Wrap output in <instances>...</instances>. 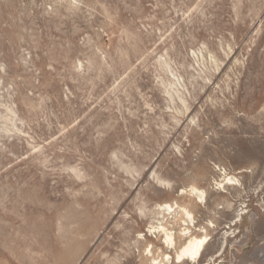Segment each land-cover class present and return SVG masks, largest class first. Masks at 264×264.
Masks as SVG:
<instances>
[{"label": "rangeland", "instance_id": "374dc122", "mask_svg": "<svg viewBox=\"0 0 264 264\" xmlns=\"http://www.w3.org/2000/svg\"><path fill=\"white\" fill-rule=\"evenodd\" d=\"M152 259L264 264V0H0V264Z\"/></svg>", "mask_w": 264, "mask_h": 264}, {"label": "bare ground", "instance_id": "6f19581e", "mask_svg": "<svg viewBox=\"0 0 264 264\" xmlns=\"http://www.w3.org/2000/svg\"><path fill=\"white\" fill-rule=\"evenodd\" d=\"M189 191H191V193L193 195H195L196 197H198L200 201L204 197V192L201 191V190H198V189H196L194 187H192L191 190H189ZM202 202H203V200H202ZM173 208L174 207H172V206H170V205L167 204L164 207H161L160 206L159 209H160L161 212H167V211L173 210ZM176 208L177 209H181L180 212H182V213H180V214H183L185 217H187V219L189 220V222H191V225H192V221L194 219L193 218V214L186 207H184V206L183 207L182 206L180 207L177 204V207ZM175 209L173 211H175ZM159 214H160V212H159ZM160 216L163 217L164 215L162 216V214H161ZM158 223H159V221H158ZM163 223H165V222L163 221ZM159 224L160 225H159V230L158 231L160 233L159 235H162L164 237L163 238L164 239L163 242L165 244H167L168 246H175L176 247L179 244V242L177 243L176 240L177 239H180V237L178 236L177 239H176V237L174 236V234H172V232L168 231V229L166 228L165 225H163L162 223H159ZM154 230L155 229H153V231ZM182 232H183V229H182ZM184 232H185V235L186 234L188 235L189 229L188 228H185ZM154 234H156V233H154ZM178 234H180V232ZM181 235H183V233ZM207 237H209V236H206V235L205 236H202V237L201 236L197 237V236H194V235L189 236L186 239V242L184 244L181 243L182 245L179 247L177 253L176 254L174 253L175 256H176V258H177V260H192V261H196V260L200 259L201 256H202V253L204 252L205 247L207 246V243H208L207 242ZM142 238L145 240L144 237H142ZM149 246L150 245H148V247ZM151 253H152V249L149 250V254H151ZM162 256H165V255H162ZM165 259H166V257H165ZM151 264H164V261H162V259H161V261H156V260H153L152 259Z\"/></svg>", "mask_w": 264, "mask_h": 264}]
</instances>
